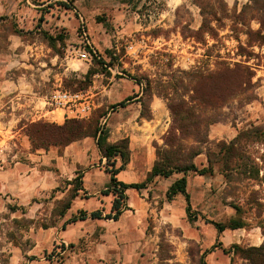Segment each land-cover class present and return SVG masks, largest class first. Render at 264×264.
<instances>
[{"label": "rangeland", "instance_id": "1", "mask_svg": "<svg viewBox=\"0 0 264 264\" xmlns=\"http://www.w3.org/2000/svg\"><path fill=\"white\" fill-rule=\"evenodd\" d=\"M127 5L122 18L112 14L115 7L88 21L84 16L91 35L95 25L107 30L105 40L116 44L112 48L118 59L114 67L91 78L88 90L95 94L97 107L79 119H96L107 113L99 119L108 126L112 117L107 119L108 114L117 109L103 88L110 86L111 77L113 81L128 80L126 85L132 80L141 84L146 104L156 97L157 106L164 109L157 117L160 131L151 140L156 160L155 146L164 144L172 123L168 104L182 96L189 100L193 94L189 75L214 73L225 63L231 67L241 64L251 69L252 85L220 108L221 120L210 126L209 141L229 143L240 131L262 127L260 140L243 141L242 146L264 176V0H183L176 9H167L166 0H130ZM73 9V2L44 5L38 0H0V264H69L70 246L44 226H63L59 213L70 196L68 182L77 173L89 169L95 175L96 170L98 184L103 182L97 171L107 164L100 161L92 138L75 142L65 155L67 147L34 149L26 134L32 123L62 125L76 118L67 112L63 121H54L64 110L52 114L46 104L58 88H82L93 66L79 60L75 51L80 23ZM46 35L55 38L54 43ZM131 45L137 50L135 55L127 51ZM62 156L64 161L59 160ZM195 162L206 166L207 158L202 154ZM149 167L134 171L131 178L143 181ZM187 177L193 212L198 215L192 223L184 199L168 200L170 181L149 184L138 195L135 191V199L147 207L143 234L148 240L144 239L147 246L139 250L137 264H249L239 253L219 251L217 233L205 220L225 223L236 214L231 204H239L247 227L226 232L227 247L234 241L244 248L260 246L264 243L260 227L264 225V183L237 170L229 179L220 173L202 179L191 172ZM78 197L82 204L96 196L83 191ZM97 243L84 241L79 247L97 248ZM212 245L216 246L213 255L208 253Z\"/></svg>", "mask_w": 264, "mask_h": 264}, {"label": "trees", "instance_id": "2", "mask_svg": "<svg viewBox=\"0 0 264 264\" xmlns=\"http://www.w3.org/2000/svg\"><path fill=\"white\" fill-rule=\"evenodd\" d=\"M257 34L262 37L260 32ZM47 37L52 42L55 39ZM105 53L106 56L99 54V57H93V66L85 75L88 83L78 90H71L72 92L87 91L93 76L115 66V61L118 58L114 55L113 48L106 50ZM189 76L191 77L190 80L194 82L193 89H191L193 94L189 100L182 96L168 104L172 123L164 137V144L161 146L156 144V160L151 171L147 174L146 180L142 183L127 184L118 180L117 175L124 170L130 158L129 139L125 138L113 143L109 141V131L99 119L107 116V113L101 114L96 119L71 118L62 125L37 122L27 126L26 134L32 141L34 149L66 148L77 141L92 138L100 154L106 159V171L110 174V182L104 194L114 197L111 213L103 216L100 211L88 213L80 210L76 215L71 216L64 226L88 218L117 220L123 211L129 209L126 191L147 188L157 177L169 178L174 174L184 175L169 187L166 196L168 200H173L177 195L184 196L186 213L190 222L195 221L197 215L192 210L191 197L187 191V174L192 172L201 176H214L216 173H220L229 179L231 172L237 170L239 174L245 175L259 184L264 183V176H260V167L254 160L252 161L249 153L242 146L243 141L260 140L259 135L263 131L262 127L255 126L240 131L229 143L224 141L211 143L209 141L210 126L221 120L220 108L225 105L228 99L237 94L245 93L252 85L253 74L251 69L241 64L231 67L225 63L214 73L207 75L193 73ZM125 103L123 101L118 105L125 106ZM141 115L146 118L151 117L149 104L147 105L145 101ZM188 141L191 142L188 143ZM202 154L207 158V165L200 167L196 164L195 159ZM118 159L121 160L120 166H117ZM68 184L72 186V189L69 198L65 200L60 210L59 216L62 219L66 217L80 192L84 191L83 174L77 173L76 177ZM231 205L236 213L234 217L225 223L210 222L218 233H223L228 229L237 230L247 227L242 215L243 207L236 203ZM17 222L19 221L15 220L14 223ZM55 226L56 224L45 225L44 228L48 229ZM260 227L264 234V225H260ZM61 247L64 249V246ZM215 248L216 246H213L208 253L213 252ZM222 251L226 255L239 253L248 260L249 264H264V243L257 247L248 248L234 244L228 249L222 248Z\"/></svg>", "mask_w": 264, "mask_h": 264}, {"label": "crops", "instance_id": "3", "mask_svg": "<svg viewBox=\"0 0 264 264\" xmlns=\"http://www.w3.org/2000/svg\"><path fill=\"white\" fill-rule=\"evenodd\" d=\"M29 2L30 0H26ZM44 3V5H50L53 2L63 1L64 3L73 2L74 4V12L77 13L78 21L81 19L84 20L88 33L90 34V39L93 44V47L98 51L100 55L106 56V50L115 48L116 44H108L105 40V36L108 35L107 30L100 25H95L92 29V35L88 28V20L92 19L96 13H100L108 10H113L112 14H120V18L124 17L127 13L128 5L127 1L130 0H38ZM183 3V0H166L167 9H176ZM66 7L67 4H63ZM167 9H164L165 11ZM164 10L162 12H164ZM88 18L87 21L85 18ZM90 24V23H89ZM118 28V27H117ZM120 28V27H119ZM118 33H122V31H118ZM115 46V47H114ZM105 50V51H104ZM104 51V53H103ZM113 77L110 78V86L104 87V91L107 92L108 99L110 101L113 100V103H117L115 107L117 109L113 113L108 114V118L111 116V121L106 126V129L109 131L110 142H117L119 140L128 138L129 139V151L130 158L128 163L126 164L123 171H121L117 178L119 181L124 183H142L146 180L137 181L133 180L130 175L134 171L139 172V169H143L150 164V167L146 169V174H148L155 162L154 152L151 150V140L153 137L157 135V131H160V125L158 123L157 117L158 114L164 113V109L162 106H157L156 97L153 101L149 103V109H152V113L154 114V118L152 117H143L141 112L143 110V102H144V91L141 84L135 83L133 80L130 81L129 85L125 84V81H128L124 78H120L116 81H113ZM101 93V92H100ZM95 95V94H94ZM119 97L120 100H116ZM131 98V99H130ZM125 101V106L118 105L119 103ZM95 102V100H94ZM95 107L96 102H95ZM49 113H56V111H49ZM68 117L66 111L62 114V116H56L53 118L54 121H59L62 118V121ZM73 117V116H69ZM59 119V120H58ZM87 139V138H86ZM84 141H87V140ZM95 143V141H94ZM75 145L72 144L67 147L66 154L69 149ZM96 145V144H95ZM70 147V148H69ZM97 148V147H96ZM98 150V149H97ZM99 151V150H98ZM100 161L106 160L100 154ZM60 161H64V157H59ZM121 165V160L118 159L117 166ZM95 170V169H94ZM101 174L102 184H98V180L96 179L97 173L96 170L95 175H92L91 172L93 170H86L83 174V186L84 192H93L96 197L90 198V201H85L80 204V197H77L72 205V208L67 212L66 217L62 219V227L59 229L58 227L50 228L46 231L54 235V237L64 243L69 249L70 259L67 260L69 264H137L136 257L139 254V250L142 247H146L147 243L144 242L145 235L143 234V225L144 219L147 212V207L144 203H140L135 198V191L137 195L141 190L129 189L126 191L128 195L127 210L123 211V213L119 216L117 220L112 218H102V219H86L84 221H77L75 223L64 224L69 220V218L73 215H76L80 210L87 211L88 213L93 211H100L103 216L110 214L112 211V204L114 197L112 195H105L101 193L102 186L107 189V186L110 182V178L107 179L106 175L110 174L106 171V167L98 169ZM198 178H211L213 176H201L197 173H193ZM176 175V174H174ZM172 175L169 178L157 177L154 182L151 184H160L161 181H170V186L178 179L182 178L184 175L182 174L180 178H173ZM188 175V174H187ZM187 178V191H189V180ZM63 177V173L61 175ZM174 179V180H172ZM169 186V187H170ZM168 187V189H169ZM146 188L142 189L145 190ZM167 189V191H168ZM130 194H133L131 197ZM167 194V192H166ZM175 198L184 199L183 195H177ZM174 198V199H175ZM173 199V200H174ZM81 200V199H80ZM171 201V200H170ZM186 203V200H185ZM192 205V198H191ZM186 210V209H185ZM193 210V208H192ZM198 219V215H197ZM197 219L195 221H197ZM189 221V219H188ZM193 221V222H195ZM206 224L211 225L213 229H215L217 233V242H221V246L224 249H227L226 244V232L232 233L238 230H225L223 233H218L214 225L209 221L205 220ZM190 222V221H189ZM192 223V222H191ZM221 223V222H217ZM90 240V241H89ZM97 241V248L87 246L86 248L79 247V244L82 242H90ZM146 240V239H145ZM148 241V240H146ZM234 244H240L239 241H234L230 244V246ZM215 246L212 245L211 248ZM222 248L218 249L222 251ZM216 249V248H215ZM208 250V251H209ZM212 253V255L215 253ZM224 254V253H223ZM87 259H82V258Z\"/></svg>", "mask_w": 264, "mask_h": 264}, {"label": "built area", "instance_id": "4", "mask_svg": "<svg viewBox=\"0 0 264 264\" xmlns=\"http://www.w3.org/2000/svg\"><path fill=\"white\" fill-rule=\"evenodd\" d=\"M80 23L79 45L75 49L78 58L81 61L92 63L93 57L98 56V51L93 47L86 24L83 19ZM128 53L135 55L137 50L134 46L128 47ZM46 104L51 107L50 111L66 110V112L74 114L76 118H86L95 107L94 95L92 90L85 92H72L66 89L58 88L54 90L47 98Z\"/></svg>", "mask_w": 264, "mask_h": 264}]
</instances>
